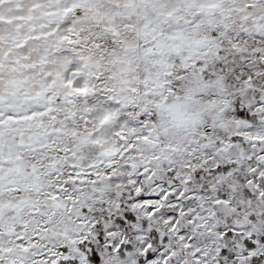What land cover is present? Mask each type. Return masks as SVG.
Listing matches in <instances>:
<instances>
[{
    "label": "snow or ice",
    "instance_id": "6c2138e0",
    "mask_svg": "<svg viewBox=\"0 0 264 264\" xmlns=\"http://www.w3.org/2000/svg\"><path fill=\"white\" fill-rule=\"evenodd\" d=\"M0 264H264V0H0Z\"/></svg>",
    "mask_w": 264,
    "mask_h": 264
}]
</instances>
